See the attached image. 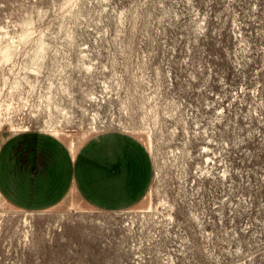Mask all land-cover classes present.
<instances>
[{"label": "rangeland", "instance_id": "rangeland-1", "mask_svg": "<svg viewBox=\"0 0 264 264\" xmlns=\"http://www.w3.org/2000/svg\"><path fill=\"white\" fill-rule=\"evenodd\" d=\"M8 45L0 145L117 131L153 179L122 211L0 195V264H264V0H0Z\"/></svg>", "mask_w": 264, "mask_h": 264}, {"label": "crops", "instance_id": "crops-1", "mask_svg": "<svg viewBox=\"0 0 264 264\" xmlns=\"http://www.w3.org/2000/svg\"><path fill=\"white\" fill-rule=\"evenodd\" d=\"M152 179L148 148L117 131L88 138L75 153L63 138L37 131L9 136L0 145V195L24 211H49L68 200L122 211L146 197Z\"/></svg>", "mask_w": 264, "mask_h": 264}, {"label": "bare ground", "instance_id": "bare-ground-1", "mask_svg": "<svg viewBox=\"0 0 264 264\" xmlns=\"http://www.w3.org/2000/svg\"><path fill=\"white\" fill-rule=\"evenodd\" d=\"M12 53H13V50H12L10 45L5 46V47L1 48V50H0V55H1V58L3 61H10ZM47 129H49V131L53 135L63 138L68 143V145H69V147L73 153H75L80 148V146L83 144V142L88 139V136L85 133L80 137H76L73 134H71L70 132L66 131L64 128H57L56 126L48 125ZM94 130H96V127L94 128ZM146 136L149 140H151L150 132H147ZM147 208L151 209L152 206L148 205Z\"/></svg>", "mask_w": 264, "mask_h": 264}]
</instances>
